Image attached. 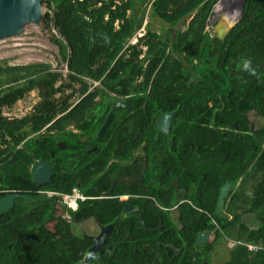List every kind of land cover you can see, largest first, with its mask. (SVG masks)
<instances>
[{"label":"trees","instance_id":"1","mask_svg":"<svg viewBox=\"0 0 264 264\" xmlns=\"http://www.w3.org/2000/svg\"><path fill=\"white\" fill-rule=\"evenodd\" d=\"M216 2L44 0L48 10L44 28L55 32L51 40L67 73L63 77L46 63L0 65V196H31L30 201L16 198L13 207L0 214V264L83 261L91 241L79 231L57 237L47 225L63 218L53 209V197L40 196L41 191L70 194L78 185L87 199L75 210H62L69 217L66 227L79 228L88 220L113 225L87 264L207 262L208 254L195 252L190 243L170 260L156 242L172 239L166 235L164 218L159 233L140 229L135 218L124 220L122 202L113 196L130 188L116 183L108 197H99L98 191L107 190L115 176L136 171L130 149L140 147L141 141L149 155L148 167H154L158 158L151 130L164 112L173 113L167 135L172 148L191 144L188 159L192 162L197 150L205 162L203 167L193 162V172L186 173L196 180L193 204L205 214L193 222L190 208L182 222L192 234L208 229L209 222L202 217L216 216L218 189L230 182L232 191L224 207L237 225L217 232L220 240L234 241L223 264H264V124L255 126L264 123V0H244L238 22L223 39L204 31ZM149 16L166 27L154 31ZM146 17L144 34L131 44ZM245 59L252 60L256 76L242 71ZM89 82L98 87L90 89ZM31 91L39 98L31 113L12 119L2 115ZM114 101H123L130 109L112 111ZM110 112L113 118L98 136ZM70 125L88 139L80 141ZM92 139L97 148L89 153L84 149ZM57 140L65 149L55 145ZM37 160L53 170L51 180L40 186L30 173ZM122 160L127 161L121 164ZM200 170L203 178L197 176ZM144 208L152 224L154 211ZM192 255L194 261L188 262Z\"/></svg>","mask_w":264,"mask_h":264},{"label":"flooded vegetation","instance_id":"2","mask_svg":"<svg viewBox=\"0 0 264 264\" xmlns=\"http://www.w3.org/2000/svg\"><path fill=\"white\" fill-rule=\"evenodd\" d=\"M115 102L124 103L123 101H114L113 103ZM2 115L8 119H12L11 117L5 116L3 112H2ZM16 118H21V117H16ZM157 119L154 120L155 129L151 130V132L156 134L154 137V140L156 141V143L154 144L156 146V152L154 156L158 158L153 165L154 167H148L150 166V163H148L149 155L143 151L142 148L144 147L145 143L141 141L139 144L140 147L130 149L131 158L133 159V162H135V165H136V171L132 169L131 173L117 175L114 177L116 178V177H123V176L124 177L137 176L139 172V159L142 158L143 156H146V168L141 177V180L139 182L135 181L129 186H126L123 184L126 188H130V189L127 192L116 194L113 197L118 202H122V208L120 210L122 218L124 220L130 217L135 218L139 223V228L142 230L148 231L149 233L162 232L161 225L163 223V218H164V221L166 224L165 226L166 235L169 234V237H172V239L168 241L166 240L161 241L156 238V242L158 244H161V246L166 250L165 254H170L171 261L175 260L176 257L180 256V254L183 253L182 252L183 248L188 243H190L191 247L195 249V252H200L202 250V251H205L206 254H208V256H210L209 263L201 262V264L202 263L211 264L213 252L211 253L210 251L209 253H207V251H209L210 247H212L213 245L216 246L219 241L223 240V239L221 240L219 239L217 232H221V230L224 229L225 227L237 225V220L233 217V215L228 213L226 208L224 207L225 200L228 199L229 194L232 191V185L230 184V182H227L229 183L230 187L228 189L227 196L224 198V202L221 208H217L218 197H219L221 188L226 182L223 183L219 187L218 194H217V204L215 208L216 216L213 217L212 215L206 214V217L205 216L202 217V220L209 222L208 223L209 228L203 231L198 230V232H196L195 234H192V228L185 225L182 222V219H183L182 216L183 215L185 216V214L187 215L189 209L192 208V211H193V214L191 215L192 221L195 222L199 220V218L205 213L201 214L202 213L201 211H204V209L200 205L197 206L193 204L192 199L194 198L191 197L192 195L191 193L193 192V190L196 189V180L195 179L193 180L192 178L188 177L186 173L193 172V170L190 168V165L193 162L195 164H199L200 167H203V163L205 162L204 160L200 159L201 154L199 156L198 154L199 152L197 150H193L195 152V157H193V161L191 162L188 159L190 156H192V148L194 147L191 144H184L181 147L172 148V140L169 139V137L167 136L169 134L170 127L167 133H164L161 130L157 129L156 127ZM69 130L71 131L72 134H77L80 141L88 139V134H86L85 132L81 130L76 129L72 125L69 126ZM139 135L140 133H137L136 137H138ZM94 142L95 140H93V142L91 141L90 147L84 150H86V152H89V153L94 152L97 148L96 145L93 144ZM166 142H169V143L166 144ZM58 144H61L60 146H63V149H65V146L61 140H57L55 142V145L57 147H58ZM126 161L127 160H122L120 161V163L124 164L126 163ZM181 166L182 168H180ZM204 174L205 172L202 174L200 170L197 176H202L203 178ZM182 175H185V177H183ZM188 179H192V180L189 182ZM78 187L76 188L78 189ZM48 192L50 191H41L40 196L45 195L47 197H50L47 194ZM78 192L81 193L87 199V196H85L79 189H78ZM98 192L102 193L104 191H98ZM3 196H0V198H2ZM58 202L60 201L57 199L56 205L55 207H53V209L58 215H61V218L69 220V217L67 214H62L60 207L57 205ZM145 206L152 208V211H154V213L152 214V217H153L152 224L148 223L149 219H147L148 215L144 208ZM125 207H126V210H124ZM157 209H161L162 213L159 214ZM65 215L67 217H65ZM115 219L118 221L120 219V215H117ZM141 221L143 222L145 229L141 227V223H140ZM145 221H147L148 223L147 226L145 224ZM91 222L95 226L94 233H89L86 231L84 232L83 229L79 231L80 234L86 236L87 239L91 241L90 247L93 246V243H94L93 239L97 237V235L100 233L103 227H107V226L111 227V230L107 234V238L113 230V225L110 223L106 225H100L96 223L95 221H91ZM84 223H82L81 225H83ZM75 229L77 232L78 231L77 227ZM185 233H188V235H186ZM206 233H208L207 238L205 240L200 238V241H203V243L199 244L198 243L199 236H202L203 234H206ZM175 235L177 236V238H174ZM106 240L99 247L98 251L105 244ZM228 241H231V239H229ZM143 246H147V244H144ZM175 249L179 250L178 254L176 255H175ZM168 251H171V253ZM192 261H194L193 255L190 257V260H188V262H192Z\"/></svg>","mask_w":264,"mask_h":264},{"label":"rangeland","instance_id":"3","mask_svg":"<svg viewBox=\"0 0 264 264\" xmlns=\"http://www.w3.org/2000/svg\"><path fill=\"white\" fill-rule=\"evenodd\" d=\"M216 1V4H213L214 7L212 6L213 15L209 19L204 31L209 33L212 37L222 38L223 34L226 32V30L224 31L223 29L227 28L228 24H230L228 25V28L231 29V27H233L238 22L241 12L240 7L243 0ZM41 3L42 21L40 24L28 25L23 34L0 40V65L14 66L33 63H46L51 66L54 72L61 73L62 76L65 77L67 73L66 64L61 61V58L58 54V48L51 40L52 34L55 35V32L53 30L52 32H49L44 28L43 19L48 10L44 0H41ZM148 20L152 24L151 28L156 32H160L162 26L166 27V25L162 24L158 18H152L149 16ZM221 24H224V26H221ZM140 29L137 31V37L144 33V30ZM136 41L137 39L133 38L131 43H135ZM90 84V89H96L98 87L97 83L95 82ZM65 93H68V91ZM56 97H58V95ZM38 101L39 98L37 96V92L31 91L24 99L17 101L11 108L4 109L3 114L11 118L23 117L24 115L32 112L33 106ZM263 124V122L255 123V126L259 127ZM57 205L60 207L61 211L66 209L60 204V202H58ZM65 217L67 216L65 215ZM250 217V215H247L245 217L246 221H250ZM66 223H69L68 219H60L57 220L56 223H49L47 227L57 237L64 236L70 232L77 233L75 227H66ZM94 227L95 226L91 221H87L77 229L78 231L83 229L84 232L86 231L89 233H94ZM230 239L231 241H228L229 239L225 240V242L223 240L219 241L216 246L209 248L211 249V253L213 252L211 264H223V262L228 259L229 249L234 245L233 239ZM208 257L209 261L207 260V263L210 262V256Z\"/></svg>","mask_w":264,"mask_h":264},{"label":"water","instance_id":"4","mask_svg":"<svg viewBox=\"0 0 264 264\" xmlns=\"http://www.w3.org/2000/svg\"><path fill=\"white\" fill-rule=\"evenodd\" d=\"M243 2L244 0L241 3V7H240L241 10L243 7ZM41 21H42L41 0H0V40H3L7 37L19 36L25 32V29L28 25L40 24ZM229 30L230 28L226 30V32L223 34L222 38L220 39H223ZM120 108H124L128 110L129 106L126 103L115 102L112 104L111 110L117 111ZM112 117L113 114L112 112H110L108 116L105 118L102 126L98 130L97 133L98 136H100L106 130L107 126L112 120ZM172 117H173L172 112L162 113L159 116V118L156 120L157 129L161 130L164 133H167L171 124ZM60 145L61 144H58V147L60 149H63V146ZM145 168H146V156H143L142 158L139 159V172L137 176L135 177L123 176V177L113 178L109 182V188L106 191L99 193L100 198L104 199L105 197L109 196L110 193L112 192L115 183H122L126 186H129L135 181L139 182L145 171ZM30 173L33 183L36 186H40L48 183L51 180L53 170L47 162L43 160H37L32 164ZM229 187H230L229 183L226 182L221 188L218 197L217 208L222 207L224 198L228 194ZM16 198H21L23 200H28V201L31 200V196L27 194L9 193L3 196L2 198H0V214L11 209L13 202ZM56 202H57V197L54 196L52 202L53 207H55ZM124 210H126V207L124 208ZM140 223H141V227L145 229L143 222L141 221ZM110 230H111L110 226L103 227L101 229L97 237L93 239L94 241L93 246L86 251L83 261L79 262L78 264H87V262L91 259V257H89L88 254L91 253L92 256L95 255L99 247L106 240L107 234L109 233ZM207 236L208 233L199 236L198 243L202 244L203 241H200V238L205 240ZM178 252L179 250L175 249V255L178 254Z\"/></svg>","mask_w":264,"mask_h":264},{"label":"built area","instance_id":"5","mask_svg":"<svg viewBox=\"0 0 264 264\" xmlns=\"http://www.w3.org/2000/svg\"><path fill=\"white\" fill-rule=\"evenodd\" d=\"M48 196H57L60 204L63 205L66 209L75 210L78 202L84 201L86 198L78 192L77 188L72 189L70 194H62L58 192H48ZM248 249H252L251 246H248Z\"/></svg>","mask_w":264,"mask_h":264},{"label":"clouds","instance_id":"6","mask_svg":"<svg viewBox=\"0 0 264 264\" xmlns=\"http://www.w3.org/2000/svg\"><path fill=\"white\" fill-rule=\"evenodd\" d=\"M216 4V3H215ZM170 8H171V6H170ZM145 20H147V17H146V19ZM145 22V21H144ZM146 23V22H145ZM145 23H143V26H142V30H144V25H145ZM140 29V30H141ZM137 34H138V32L135 34V36H133L131 39H130V43H131V40L133 39V38H138L137 37ZM144 34V33H143ZM143 34H141L140 36H142ZM139 36V37H140ZM132 44V43H131ZM242 71H245V72H247L249 75H252V76H256L257 75V72H256V68L255 67H253V65H252V60L251 59H245L244 61H243V63H242ZM96 83V82H95ZM52 192V191H51ZM53 197V196H52ZM89 255V257H91V258H93V259H95V257H93L92 256V254L91 253H89L88 254Z\"/></svg>","mask_w":264,"mask_h":264},{"label":"bare ground","instance_id":"7","mask_svg":"<svg viewBox=\"0 0 264 264\" xmlns=\"http://www.w3.org/2000/svg\"><path fill=\"white\" fill-rule=\"evenodd\" d=\"M228 25H230V24H228ZM228 25H227V28L223 29L224 31L228 29ZM221 26H224V24H221Z\"/></svg>","mask_w":264,"mask_h":264}]
</instances>
